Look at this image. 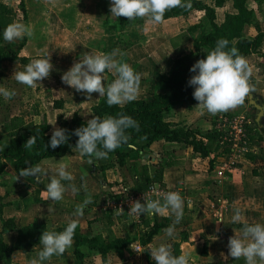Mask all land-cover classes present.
Segmentation results:
<instances>
[{"label":"crops","instance_id":"obj_1","mask_svg":"<svg viewBox=\"0 0 264 264\" xmlns=\"http://www.w3.org/2000/svg\"><path fill=\"white\" fill-rule=\"evenodd\" d=\"M3 2L14 11L15 22L30 26L32 34L14 40V43L18 40L21 42V47H17L19 58L3 61L1 65L0 89L15 93L10 97L0 96L1 136L5 134V123L13 117H21L29 125L39 124L41 114H45L52 133L55 127H59L61 117L70 120L74 114H78L87 122L95 116L93 108L102 96L93 92L89 98L61 80L63 72L84 55L115 53L118 60L126 62L141 74L136 99H148L157 91V77L168 74L176 59L193 50L192 43L186 45L181 53H176L171 46L170 38L192 25L182 17L170 18L160 23L142 18L143 23L118 30L115 28L117 17L113 18L110 14V0ZM234 12V8L228 11ZM224 20L216 19V22L221 24ZM203 22L205 23L204 20ZM259 32H264L262 19L255 18L244 29L247 37H254ZM122 38L131 42L126 49L118 45ZM46 56L53 65L48 77L35 82L33 86L19 84L12 77L14 71L23 70L31 59ZM110 76L112 77L110 73H104L102 82L107 84ZM252 76V91L248 96L251 94L258 104L264 105V73ZM57 101H64L63 106L55 107ZM197 104L198 102L179 103L166 112L165 120L173 128H199L201 132H205L212 127L211 119L217 113L202 110ZM226 112L246 114L249 122L257 125L262 140L259 144L252 145L248 155L237 164L232 173H227L225 179L217 177L215 172L217 163L223 156L215 159V166L211 169L210 159L201 157L189 145L161 139L139 150L141 160L137 163L140 164L157 163L159 160L164 163L171 159V164L163 170L162 187L177 191L183 200V217L173 226L174 237L165 235L166 228L173 225L174 221L170 210L152 215L142 213L139 217L130 215L125 209L109 205L113 198L118 197L119 192H115L113 187L112 192H107L109 183L118 180L117 170L120 164L116 157L88 160L78 151L40 162L45 167L51 165L52 169L61 162L68 166L67 170L71 172L73 179L61 181L65 192L60 201L47 198L45 183L48 182V176L42 177L41 182L32 177H20L8 163L5 172L0 175V185L7 189L6 194L1 195L4 200L0 198V207L4 205L5 198L10 201L7 207H3L2 222L12 220L17 228L44 224L52 230L74 221L83 230L91 227L93 233H100L107 240L114 237L130 239L132 246L139 247L140 250L159 243L169 244L171 252L177 247L181 253H187L189 264H244L243 258L235 260L228 256L229 237L234 234V229L239 231L241 227L240 224H231V216L234 209L239 208L249 223H264V115L257 123L258 110L245 102ZM17 135H24V131H17ZM197 136L200 137L198 134ZM132 148L137 149L135 146ZM73 185L77 188L75 192L72 191ZM24 193L26 195L22 197ZM87 196H91V203L85 206L83 215L75 216L76 206ZM26 219H29L28 222H25ZM2 222L0 234L12 245L16 229L12 227L2 231ZM156 222L166 225L161 227L149 243L143 245L141 239ZM131 244L123 251L110 252L106 263H102L99 255L89 252L86 247L82 249L85 257L77 259L72 244L62 255L46 264H148L147 254L150 255V252L145 250L138 253L130 247ZM33 251H38V248ZM30 261L22 251H15L12 255V263L30 264Z\"/></svg>","mask_w":264,"mask_h":264},{"label":"clouds","instance_id":"obj_2","mask_svg":"<svg viewBox=\"0 0 264 264\" xmlns=\"http://www.w3.org/2000/svg\"><path fill=\"white\" fill-rule=\"evenodd\" d=\"M174 7L189 8L191 4L185 0H110L111 17L124 16L129 21L147 18L153 23H160L165 11ZM31 34L30 26L16 22L8 24L0 31V37L6 42ZM228 44L227 39H218L214 48L206 51V56L198 59L189 69L194 73L188 80V84L194 87L193 98L198 101L197 106L211 114L226 112L244 103L245 97L252 91L249 86L251 66L235 47L228 48ZM52 67L49 57H38L31 59L23 70L14 71L12 77L19 84L33 86L35 82L48 77ZM105 71L114 77L107 84L102 82ZM61 80L89 98L93 92L106 97V104L112 106L122 105L137 98L141 74L135 72L126 62L118 60L115 53L97 52L82 56L78 62L63 72ZM14 94L0 89V96L10 97ZM138 127V123L131 116L124 114L115 117L109 115L105 118L93 116L85 125L74 130L78 139L73 150L90 158L106 159L109 152L128 142L129 136L126 130L138 129ZM67 140L65 129L55 127L48 141V147L54 149ZM35 143L36 137L30 136L23 147L31 149ZM67 167L63 162L57 164L54 169L51 165L45 167L37 163L22 168L18 174L26 178L32 177L37 182L43 181L42 177L48 176V182L45 183L47 198L51 201H60L65 192L61 181L73 179ZM72 191H77L74 185ZM156 195L158 198L152 199L144 193V202L141 203L139 200L133 202L128 212L130 215L140 216L141 213L152 215L170 210L174 221L173 225L166 228L165 235L174 237L173 226L183 217V200L176 191L159 192ZM90 203L91 196H87L76 206L74 215H83L85 206ZM49 211H52L51 207ZM231 224H240L241 227L239 231L234 229V234L229 237L228 256L235 260L243 258L244 264H264V223H249L244 219L241 210L236 208L231 216ZM76 227V223L70 221L62 231H43L39 238L42 248L30 264H45L52 256L62 255L72 246ZM130 247L138 253L148 250L155 264H189L190 258L187 253L175 256L171 252L170 245L166 243L152 245L145 250L137 249L132 244Z\"/></svg>","mask_w":264,"mask_h":264},{"label":"trees","instance_id":"obj_3","mask_svg":"<svg viewBox=\"0 0 264 264\" xmlns=\"http://www.w3.org/2000/svg\"><path fill=\"white\" fill-rule=\"evenodd\" d=\"M227 1L215 0V6H209L201 1L193 0V5L189 8L174 7L166 10L162 21L186 16L194 9L202 10L205 12L211 30H207L206 24L201 20L189 25L186 30H182L180 34L170 38L171 46L176 53L183 52L189 43L193 44V50L176 59L168 74L157 77V91L150 98L135 99L124 105L108 106L106 97H101L100 102L93 108V112L97 117L104 118V116L109 115L115 117L118 114H124L131 116L139 125L138 129L130 128L126 130L129 136L127 143L108 153V156L116 157L121 166L128 165L132 180L131 187L134 191H145L153 183L163 186V170L165 166L171 164L170 158L164 163L160 160L157 163H137L141 160L139 150L144 149L157 140L164 139L167 142L192 146L194 151L199 153L201 157L210 159L211 169L215 166V159L225 155L228 151V148L221 144V135L213 128V122L210 129L201 132L199 128L193 130L185 127L173 128L165 120L166 112L177 104L198 102L192 95L194 87L188 84L189 78L194 74L189 69L198 59L204 58L206 51L214 48L216 41L220 38L227 39L229 41L228 48L235 47L238 53L247 60L257 57L258 67L264 73V32H259L254 37H247L244 34L245 26L251 24L256 18L253 10L248 7L250 0H230L235 12L227 13L225 20L218 24L216 22V7H223ZM13 22H15L14 11L3 0H0V31ZM141 23H143L142 18L129 21L127 17L120 16L115 21V28L123 30L129 26ZM197 30L200 32L195 37ZM120 40L118 45L124 49L131 44L128 39L122 38ZM17 47H21V42ZM19 48H14L13 41L6 42L0 37V69L3 61H14L19 58ZM112 79L110 76L108 82ZM63 103L64 101H57L54 105L60 108ZM85 124L86 122L78 114H74L70 120L59 118V127L65 129L68 140L53 149L48 147V141L52 133L50 132L51 127L44 117L39 124L29 125H26L21 117L11 118L5 123V134L0 138V175L5 172L8 163L13 167L15 173L19 175L18 173L22 168L40 163L46 158L63 157L72 154L78 139L74 134V130ZM245 127L249 143L252 145L259 144L262 137L258 132L257 125L249 122ZM19 130L24 131V135L18 136L17 131ZM30 136L36 137V143L31 149H26L23 145ZM132 146L137 149H133ZM82 157L88 160L94 159V157L90 158L84 155ZM25 195L26 193L22 197ZM0 198H2L1 195ZM164 225L166 223L160 225L156 222L141 239V243L143 245L149 243ZM65 226L66 224L52 230L59 232ZM12 227L16 229L12 245L7 243L0 234V263L16 264L12 263V255L15 251L25 253L28 260L35 259L37 252L42 248V245L39 244V238L43 231H49L50 229L44 224H32L17 228L12 220H6L3 222L2 231ZM131 242L132 240L125 237H114L111 240H107L100 233H93L91 227L83 230L82 227L77 225L73 234L72 244L77 259L81 260L85 257L82 249L86 247L89 252L93 251L98 254L102 263H106L110 252L123 251L128 248ZM35 248H38V251L34 252L33 249ZM172 254L178 256L181 252L175 247ZM59 256H52L45 264ZM147 263L155 264L149 254H147Z\"/></svg>","mask_w":264,"mask_h":264},{"label":"built area","instance_id":"obj_4","mask_svg":"<svg viewBox=\"0 0 264 264\" xmlns=\"http://www.w3.org/2000/svg\"><path fill=\"white\" fill-rule=\"evenodd\" d=\"M249 121V117L245 114L230 112H220L212 119L213 128L221 135V144L228 148L227 153L223 155V158L217 163L218 166L215 168L216 175L220 179L227 178V173H232L237 164L251 151L252 144L249 143L245 127ZM168 191L174 190H167L158 183H153L147 190L139 192L124 188L120 191V195L117 194L118 197L113 198L112 202H109V205L129 211L133 202L137 200L141 203L144 202V193H147L152 199H156L158 198L157 193Z\"/></svg>","mask_w":264,"mask_h":264},{"label":"rangeland","instance_id":"obj_5","mask_svg":"<svg viewBox=\"0 0 264 264\" xmlns=\"http://www.w3.org/2000/svg\"><path fill=\"white\" fill-rule=\"evenodd\" d=\"M198 1H201L203 4H206V5H209V6H215V0H198ZM185 2L190 3L191 6L193 5V0H185ZM248 7L253 10L254 16L256 17V19L264 20V0H261V1L250 0L248 2ZM229 10H233L232 3H231L230 0H228L223 7H216L217 20L218 21L224 20L225 16H226V14L228 13ZM180 17H182V19H184L185 22H188V24L189 23L194 24V23H197V22H199L201 20L202 21L204 20L205 21L204 24H206V22H207V25H206L207 30H209V31L211 30V28H210V26L208 24L207 18L205 16V12L202 11V10H198V9L195 10L194 9V10L190 11V13L188 15L180 16ZM199 32L200 31L197 30L196 34H199ZM19 44H20V41L19 40L16 41V43H14V48L16 49ZM4 45H6V44H4ZM247 61H248L249 65L252 68V75L261 72L260 68L258 67V58L257 57H253L251 59H248ZM252 75L249 78V86H250V84L253 83L254 77ZM248 100H249V96L247 95L245 97L244 102L246 104L250 103V102H248ZM219 113H217L216 115H218ZM216 115H215V117H216ZM43 117L47 120L46 115L45 114H41V121H42ZM211 121H212V119H211ZM47 122H48V120H47ZM0 138H1V135H0ZM117 171H118V180L117 181H113V182L109 181L111 183H109V190L107 192H110L112 187L115 189V192L117 190H119V192L117 194H119L120 191H122L124 188L132 189V187H131L132 180H131L130 172L128 170V165H125V166H121L120 165V167H118ZM114 184H116V185H114ZM6 192H7L6 187H4L3 185H0V195H5ZM2 199H3V196H2ZM9 202L10 201H8V198H5L4 205H2L0 207L1 208L0 209V222H2L3 218H4V217H2L3 207H7V205H9ZM28 220L29 219H26L25 222H28Z\"/></svg>","mask_w":264,"mask_h":264},{"label":"water","instance_id":"obj_6","mask_svg":"<svg viewBox=\"0 0 264 264\" xmlns=\"http://www.w3.org/2000/svg\"><path fill=\"white\" fill-rule=\"evenodd\" d=\"M249 102L258 110L256 122L259 123V120L264 115V105L258 104L251 94L249 96Z\"/></svg>","mask_w":264,"mask_h":264}]
</instances>
